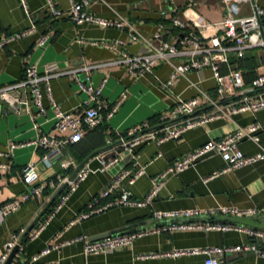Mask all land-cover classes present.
<instances>
[{"label": "crops", "instance_id": "crops-1", "mask_svg": "<svg viewBox=\"0 0 264 264\" xmlns=\"http://www.w3.org/2000/svg\"><path fill=\"white\" fill-rule=\"evenodd\" d=\"M62 11V16L52 17L45 7V0H0V87L20 81L27 65H34L39 73L47 65L54 66V72H69L74 69L100 65L88 72L92 86L106 83L102 89V99L111 103L121 94L127 97L112 118L95 129L85 130L78 146L67 147L64 159H74L77 166L84 160L83 154L101 147L106 140L115 142L129 130L148 123L158 130L163 125H175L177 120L160 124L159 118L167 114L173 106L174 97L187 100L198 95V90L211 97L216 94V82L210 69L191 71L180 78L169 92L155 86L151 76L134 79L122 64H118V54L94 42H125L119 48L127 54H135L143 46V40L150 41L161 22L169 26L167 19L162 20L159 12L169 8L164 0H98L92 2L87 11L94 17L108 21L123 20L140 36L139 43L128 41L129 27H102L95 24H74L67 12L69 0H52ZM77 2L78 0H73ZM22 2L30 16L26 17ZM264 8V0H253ZM172 6L176 15L189 28L201 37L208 38L220 32L224 17V7L219 0H198L193 6H187L185 0H174ZM247 7V6H245ZM33 27V31L18 39L10 36ZM47 36L42 47L37 46L41 36ZM238 71L244 84H249L255 76L264 75V51L247 50L241 60L232 58L228 66L219 69L221 75ZM171 68L162 64L154 73L161 81H166ZM80 79L84 78L81 73ZM51 98L64 112L80 115L86 107L87 97L81 93L69 74L58 76L49 81ZM45 115L38 116L35 108L29 104L26 109L12 113V105L0 101V205L24 194L28 188L21 178L22 169L34 163L38 173V183L44 186L43 192L30 198L8 217L0 220V258L6 253V244L12 236L18 240L34 222L59 188L63 185L58 177H69L76 168L61 169L55 161L50 167L39 162L41 149L33 146L16 148L11 157H7L8 145L11 142L22 143L35 139L40 134H48L54 129L53 111L42 88ZM259 124L258 144L249 140L239 143V150L244 155H254L264 148V110L256 113L242 112L230 118L213 120L207 124L184 132L177 140H170L156 145L155 143L134 146L131 152L119 148L105 151L102 154L116 153L120 162L110 170L100 172L99 160L90 159L87 163L91 172L78 184L69 195L62 208L35 238H29L53 211L58 198L30 231L28 238L13 261L14 264H204L206 256H185L178 258L157 257L140 259L139 256L163 254L174 250L193 248H244L255 245L264 249V240H253L239 231H204L169 230L149 233L133 240L128 247L118 249L110 254H84L82 242L75 241L80 236L89 239L109 233L113 230L141 224V231H152L167 225L169 222H157L153 213H168L183 210H199L202 215L192 219H179V224H230L245 229L244 226L231 220L232 216L216 213L220 208L264 207V158L260 161L222 172L224 162L217 153H209L193 166L178 175L168 176L151 204L146 208L115 206L107 211L91 216L81 222L69 223L72 219L87 211L90 201L97 196L110 181L124 170L135 168V162L144 168V174L132 186L124 181L110 196L109 200L118 197L122 190L128 191L131 198L141 200L152 188L151 180L162 173L187 153L201 147L209 141L220 140L231 134L237 127ZM37 125V129L33 126ZM100 147V148H99ZM97 150V149H96ZM119 150V151H118ZM216 174V175H215ZM215 175V176H214ZM205 216H210L207 219ZM22 231H24L22 233ZM136 232V231H135ZM125 233H131L126 231ZM49 252L36 262L31 258L45 249ZM225 264H264V258L253 252H236L224 256Z\"/></svg>", "mask_w": 264, "mask_h": 264}, {"label": "built area", "instance_id": "built-area-1", "mask_svg": "<svg viewBox=\"0 0 264 264\" xmlns=\"http://www.w3.org/2000/svg\"><path fill=\"white\" fill-rule=\"evenodd\" d=\"M45 1V7L52 17L62 16V11L54 5L52 0ZM69 1L70 8L67 14L74 24L88 23L102 27L116 28L126 26L129 27L127 31L128 41L133 43H139L141 41L138 33L127 22L123 20L108 21L92 16L87 11V8L92 2L98 0ZM185 1L187 6H193L198 2V0ZM219 1L224 7L222 27L220 32L208 38L201 37L179 19L175 14L176 9L172 6L174 0H164L169 5V8L161 10L159 15L162 20L167 19L169 21V26L166 27L163 22L159 23L153 38L150 41L143 40V46L135 54L130 55L122 50L118 51L119 48L125 45V42L119 40L113 42H94L95 45H100L115 51L119 56L116 62L124 65L126 72L131 77L139 79L146 75L151 76L155 82V86L160 90L169 92V94L172 93L171 90L175 83L191 71L210 69L216 82V94L214 97L200 90H198L196 97L187 100L174 97L172 108L167 114H162L159 121L160 124H165L171 120H177L175 125H163L160 129L154 130L150 124L145 122L139 127L133 128L122 136H119L116 141H120V145L116 148H119L123 152H131L134 146L140 144L152 142L160 145L166 141L177 140L184 132L201 127L210 121L230 118V116L237 113H256L264 110V75H259L249 84H244L238 71H231L225 75H221L219 72L220 67L228 66L232 58L242 59L247 50L262 49L264 51V8L258 6L253 0ZM22 7L25 16L29 17L30 14L23 2ZM33 29L31 27L25 31L16 33L10 36L9 39L21 38L29 34ZM47 39V36H41L37 41V46L42 48L46 44ZM5 42L6 40L0 42V47ZM162 64H166L171 68V72L166 81H161L154 73V70ZM98 67L100 65L74 69L66 73H58L54 72V66L47 65L41 74L34 65H27L20 81L0 87L1 102L12 106L16 105L19 111L26 109L31 104L35 108L38 116L45 115L46 113L43 105V88L49 100L50 108L53 111L54 119V129L52 132L40 134L35 139L27 142H11L8 145L6 156L11 157L13 150L16 148L33 146L36 149H41L43 152L39 159L40 163L50 167L53 162L57 161L61 169L76 168L77 162L74 159H64V150L80 142L85 130L97 128L104 121L112 118L127 97L126 93H123L111 103L102 99V89L106 80H103L97 87H94L90 84L88 76L90 70ZM81 73L84 75L83 79L79 77ZM65 74L71 76L78 90L87 97L86 107L80 115L62 111L51 98L49 87L50 79ZM37 127V125L33 126L34 129H37ZM260 130L261 126L259 124L237 127L226 137L216 141H209L201 147L187 153L151 180L152 188L141 200L132 199L131 194L125 190H122L118 197L109 200L110 196L121 186L122 182L125 181L128 186H132L144 174V168L139 167L135 162L134 169L124 170L118 173L90 201L87 206V211L76 215L69 225L101 214L115 206L148 207L162 188L168 176L180 174L212 152L219 154L223 160L224 168L222 172H230L252 165L264 158V148H260L259 152L254 155H244L238 146L242 140H249L254 144H258V132ZM110 143L112 141L107 139L106 144ZM108 156L110 155L99 154L94 157L99 160L100 172L110 170L121 160L119 155ZM0 167L5 168L3 165H0ZM90 172V166L86 163L73 179L68 180L69 177H58L61 183H66V188L58 197L53 211L29 238H35L41 232L45 224L52 218L55 212L62 208L69 195L76 189L80 182L86 179ZM21 178L27 185L28 190L19 197L0 205V220L16 212L30 198L38 196L43 192L44 186L38 183V173L34 163H29L22 169ZM216 213L236 218L264 219V207H253L245 210L238 208H220ZM201 215L202 212L199 210L153 213L152 218L155 221H167L169 223L163 227L147 232L118 233L98 240H91L87 236H80L75 241L82 242L83 253L86 255L110 254L118 249L130 246L133 240L149 233L169 230L199 229L204 231H239L247 234L253 240H264V234L261 232L230 224L214 223L203 225L175 223L179 219H192L200 217ZM17 241L18 238L16 236H12L9 239L6 244V253L0 258V264H4L7 260ZM240 251L253 252L255 255L264 258V249H258L255 245L245 246L244 248L207 247L174 250L163 254L139 256L138 258H178L203 255L206 256L204 264H220L226 254ZM48 252L49 249L46 248L39 254L33 256L31 262H36Z\"/></svg>", "mask_w": 264, "mask_h": 264}, {"label": "water", "instance_id": "water-1", "mask_svg": "<svg viewBox=\"0 0 264 264\" xmlns=\"http://www.w3.org/2000/svg\"><path fill=\"white\" fill-rule=\"evenodd\" d=\"M98 86V85H97ZM94 86V87H97ZM16 111H18L17 106L14 105L12 106V113H15ZM120 145V141H115L112 142L110 144H106V146H104L103 148L97 149L95 151H93L91 154H89L74 170V172L72 173L71 176H69L68 180H71L74 178V176L77 174V172L92 158H94L95 156L104 153L105 151L114 149L116 147H118ZM119 151V150H118ZM116 153H112L110 154V156H114ZM66 188V183H64L59 190L56 192V194L52 197V199L49 201V203L45 206V208L39 213V215L36 217V219L34 220V222L29 226V228L24 232V234H22V236L20 237V239L17 241V243L15 244L14 248L12 249V251L10 252L7 260L4 262V264H11L13 263L16 254L18 253L21 244L28 238L30 231L38 224V222L41 220V218L44 216V214L47 212V210L49 209V207L52 205L53 202H55L57 200V198L63 193V191ZM207 217V219H210V216H205ZM231 220H233L234 222L244 226L245 228L248 229H252L254 231H258L264 234V219H259V218H232ZM141 224L139 226H137L136 224H132L130 226L127 227H123L120 229H116L113 230L109 233L106 234H102L101 236H98L96 238H94L93 240H98V239H102L105 238L109 235L112 234H118V233H125L126 231L129 232H135V231H141ZM232 253H228L227 255H231ZM20 263H24V261L22 260ZM220 264H225L223 261Z\"/></svg>", "mask_w": 264, "mask_h": 264}, {"label": "trees", "instance_id": "trees-1", "mask_svg": "<svg viewBox=\"0 0 264 264\" xmlns=\"http://www.w3.org/2000/svg\"><path fill=\"white\" fill-rule=\"evenodd\" d=\"M240 60H241V59H240ZM256 77H257V76H255L254 78H256ZM254 78H253V79H254ZM253 79H252V80H253ZM252 80H251V81H252ZM94 129H95V128H94ZM78 144H79V143L74 144V145H71L70 147H74V146H76V145H77V147H79ZM103 146H106L105 142H104V144H103L101 147H103ZM99 148H100V147H99ZM96 149H98V148H96ZM96 149H94V150L88 152L87 154H83L82 156H80L79 159H82V160L85 159L89 154H91V153H92L93 151H95Z\"/></svg>", "mask_w": 264, "mask_h": 264}]
</instances>
